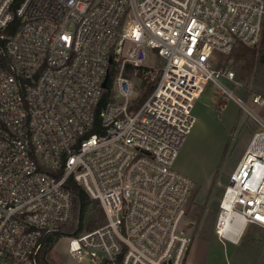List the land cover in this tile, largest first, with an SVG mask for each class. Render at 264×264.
<instances>
[{
    "label": "built area",
    "instance_id": "built-area-1",
    "mask_svg": "<svg viewBox=\"0 0 264 264\" xmlns=\"http://www.w3.org/2000/svg\"><path fill=\"white\" fill-rule=\"evenodd\" d=\"M262 27L264 0H0V264L46 260L47 238L72 220L69 181L105 219L66 237L73 260L183 264L193 182L173 164L209 85L261 127L228 176L214 233L236 244L264 229V122L221 62ZM150 53L161 69L145 65ZM127 66L155 82L138 106Z\"/></svg>",
    "mask_w": 264,
    "mask_h": 264
},
{
    "label": "rangeland",
    "instance_id": "rangeland-1",
    "mask_svg": "<svg viewBox=\"0 0 264 264\" xmlns=\"http://www.w3.org/2000/svg\"><path fill=\"white\" fill-rule=\"evenodd\" d=\"M221 62L235 72L234 55L226 56ZM145 65L159 70L163 61L150 53ZM130 79L135 86L136 101L145 88L133 74ZM230 88L238 100L264 119V100L257 104L251 102L253 94L258 93L252 83L237 82ZM192 114L195 123L173 164L175 171L193 182L182 221L184 231L191 239L183 264H264V229L248 228L236 244L222 243L214 233L218 205L228 176L252 133L261 130V127L240 108L235 99H225L210 85L194 102ZM66 237L69 236L55 242L46 255L47 261L50 264H85L68 255Z\"/></svg>",
    "mask_w": 264,
    "mask_h": 264
},
{
    "label": "trees",
    "instance_id": "trees-1",
    "mask_svg": "<svg viewBox=\"0 0 264 264\" xmlns=\"http://www.w3.org/2000/svg\"><path fill=\"white\" fill-rule=\"evenodd\" d=\"M21 0H14V7ZM231 55L235 56V80L237 82L252 83L262 98H264V27H262L258 41L252 46L237 44L232 50ZM129 78H132V71L127 66L125 71ZM142 92L138 100H134L135 105H139L150 93L152 86H146L143 82ZM247 95V92H246ZM105 98L108 94H105ZM224 183L226 181L224 180ZM69 188L72 191V220L69 225L61 226L59 232L47 238L44 254L47 255L57 240L64 236L76 237L83 232L92 231L101 227L105 223L104 215L100 204L88 197L82 188L69 181ZM42 264H50L47 259Z\"/></svg>",
    "mask_w": 264,
    "mask_h": 264
},
{
    "label": "water",
    "instance_id": "water-1",
    "mask_svg": "<svg viewBox=\"0 0 264 264\" xmlns=\"http://www.w3.org/2000/svg\"><path fill=\"white\" fill-rule=\"evenodd\" d=\"M107 80H108V75H106V77L103 81V88H107Z\"/></svg>",
    "mask_w": 264,
    "mask_h": 264
},
{
    "label": "crops",
    "instance_id": "crops-1",
    "mask_svg": "<svg viewBox=\"0 0 264 264\" xmlns=\"http://www.w3.org/2000/svg\"><path fill=\"white\" fill-rule=\"evenodd\" d=\"M257 115V114H256ZM258 116V115H257ZM258 118L262 121V122H264V119H261L259 116H258Z\"/></svg>",
    "mask_w": 264,
    "mask_h": 264
}]
</instances>
